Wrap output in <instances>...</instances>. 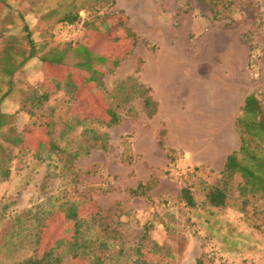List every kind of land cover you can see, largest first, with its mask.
I'll list each match as a JSON object with an SVG mask.
<instances>
[{
    "label": "rangeland",
    "instance_id": "374dc122",
    "mask_svg": "<svg viewBox=\"0 0 264 264\" xmlns=\"http://www.w3.org/2000/svg\"><path fill=\"white\" fill-rule=\"evenodd\" d=\"M254 1L241 6L233 19H214L201 0H9V7L0 6V56L5 45L12 47L0 60V109L11 115L4 131L13 125L33 145L23 153L4 141L13 160L6 180L0 166V237L15 214L70 200L82 202L86 211L112 208L116 220L122 215L128 246L149 223L155 224L153 238L170 241L164 224L170 225L179 237L178 264H264V196L244 203L235 193L218 209L204 204L202 183L215 182L227 156L239 148L236 118L246 96L259 92L264 98V0ZM142 8L149 15L147 26L138 17ZM118 12L127 15L122 14L117 40L110 29L97 33L104 23H116ZM75 14L80 16L73 23L78 33L60 35L62 20ZM197 18L203 22L196 24ZM94 38L111 53L103 91L84 83L74 100L65 89L56 90L55 80L48 78L55 72L44 69L40 55L57 43ZM30 39L40 55L21 65ZM12 55L17 70L9 77L5 71ZM67 61L75 59L69 54ZM37 87L51 93L43 108L53 110V137L67 149L42 160L34 152L37 140L46 138L40 134L43 127L32 125L34 117L23 109ZM150 88L158 103L152 116L142 99ZM97 91L99 101L112 102L120 122L107 127L91 119L62 136L72 115L88 108L98 116L87 98ZM26 105L32 108L29 101ZM93 129L109 135L108 148H92L71 164L69 152L91 145ZM139 183L145 184V195L131 193ZM185 186L196 194L195 208L181 198ZM72 224L59 217L48 227L47 238L69 236ZM0 253V264L11 263L5 251Z\"/></svg>",
    "mask_w": 264,
    "mask_h": 264
},
{
    "label": "trees",
    "instance_id": "16d2710c",
    "mask_svg": "<svg viewBox=\"0 0 264 264\" xmlns=\"http://www.w3.org/2000/svg\"><path fill=\"white\" fill-rule=\"evenodd\" d=\"M213 12L214 19H233L239 13L241 6L248 2L255 4L254 0H201ZM1 7H9V0H0ZM124 12H118L113 17L116 23H104L98 27L97 33L109 30L113 40H117V31L124 24ZM80 16L77 14L67 16L63 23H79ZM128 26V25H127ZM129 29V28H128ZM130 31L128 30V33ZM135 39V33H129ZM123 44L127 39L121 40ZM134 45V41H133ZM101 42L90 39L89 41H69L64 44H55L46 48L40 55L37 44L30 39V49L28 54L23 51V59L19 64H24L34 57L40 55V60L44 69L55 72L56 90L65 89L67 93L73 95L74 100L80 97L79 89L84 83H95L97 90L103 91V77L108 72V61L111 53L107 49H101ZM12 47L5 45L2 55L6 54ZM44 49L45 45H41ZM69 54L75 59L68 62ZM0 60L4 59V55ZM9 68L6 69L7 76L11 77L17 70L15 56L9 57ZM68 72V75H64ZM86 78V80H85ZM131 78V77H129ZM85 81V82H84ZM137 88L139 84H136ZM102 88V89H101ZM140 88V87H139ZM138 88V89H139ZM149 88L144 90L147 92ZM259 92H252L246 96L240 112L236 118V125L239 130L241 144L238 149L233 150L226 158L220 177L213 183L203 181L205 190L204 204L222 209L228 204V200L235 193L244 198L247 203L250 198L259 195L264 196V98ZM109 96V95H108ZM51 97L50 91H39L38 87L34 93L26 98L23 109L34 117L32 125L41 126L44 133H40L44 140H37L34 156L37 159H48L53 154L65 153L66 147H62L53 137V110L45 111L44 103ZM92 109H97L98 116L91 115L90 109H85L80 114L72 115L66 122L64 130L61 132L65 136L68 132L79 126L85 125L92 120H99L107 127L118 124L121 115L118 113L111 101L103 103L99 101L98 91L90 92L87 97ZM144 107L148 110V115L152 116L157 110L158 103L150 92L142 96ZM27 101L31 104V109L26 108ZM33 107L41 108L37 112ZM11 115L0 109V166L2 169V180H6L10 175V162L12 148L4 145L8 141L12 147H19L31 150L32 144L27 140L24 131H17L11 125L7 132L4 128L9 124ZM93 117V118H91ZM91 145L83 150L76 149L69 152L70 163L72 164L82 155H88L92 148L106 150L108 148L107 133H98L92 130ZM10 148V149H9ZM9 149V150H8ZM170 156V155H169ZM238 178V179H237ZM145 184L139 183L137 187L131 189L134 195H145ZM181 198L190 208H195L198 204L196 194L190 186H185L181 190ZM82 202L65 200L59 206L30 207L22 213L10 217L9 228H4L0 237V252L5 251L7 257L11 258L9 264H178L180 251L176 247L179 237L168 224H164L165 230L170 234V241L160 242L151 236L155 224H146L135 244L127 245L124 238L123 222L114 218L112 208L93 207L90 210L81 207ZM88 208V207H87ZM62 217L65 222L72 220L70 235L65 237L56 236L55 239L47 238L46 232L52 222ZM120 225V227H119ZM58 228V227H57ZM177 237V238H176ZM1 254V253H0ZM198 264H202L198 260Z\"/></svg>",
    "mask_w": 264,
    "mask_h": 264
},
{
    "label": "crops",
    "instance_id": "0c3cea01",
    "mask_svg": "<svg viewBox=\"0 0 264 264\" xmlns=\"http://www.w3.org/2000/svg\"><path fill=\"white\" fill-rule=\"evenodd\" d=\"M148 12H147V10H146V8H142V9H139V11H138V17H139V19L140 20H142L143 21V25L145 26H147V25H149L148 23H147V21H149V15L147 14ZM126 14V13H125ZM127 15V14H126ZM196 20V19H195ZM196 24H199V23H202L203 21L201 20V18H197V20H196ZM128 24V26L129 27H131V24L128 22L127 23ZM200 27V26H199ZM198 27V30H200V28ZM194 28L197 30V28H196V25L194 26ZM141 74L143 73H145V71H144V69H143V72L141 71L140 72ZM142 78V77H141ZM144 81V80H143ZM145 82V81H144ZM20 114H23V112L21 111V112H18V113H16V115H15V119L16 118H18L19 116H20Z\"/></svg>",
    "mask_w": 264,
    "mask_h": 264
},
{
    "label": "built area",
    "instance_id": "2783aa9c",
    "mask_svg": "<svg viewBox=\"0 0 264 264\" xmlns=\"http://www.w3.org/2000/svg\"><path fill=\"white\" fill-rule=\"evenodd\" d=\"M59 34L65 37H70L71 35H76L78 33V28L73 23L61 24L59 27ZM70 34V35H69Z\"/></svg>",
    "mask_w": 264,
    "mask_h": 264
}]
</instances>
